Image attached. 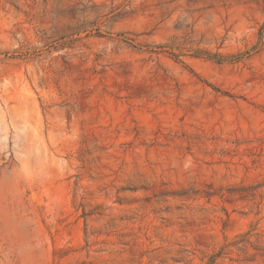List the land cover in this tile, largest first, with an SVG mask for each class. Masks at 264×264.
Listing matches in <instances>:
<instances>
[{
  "label": "rangeland",
  "instance_id": "obj_1",
  "mask_svg": "<svg viewBox=\"0 0 264 264\" xmlns=\"http://www.w3.org/2000/svg\"><path fill=\"white\" fill-rule=\"evenodd\" d=\"M0 264H264V0H0Z\"/></svg>",
  "mask_w": 264,
  "mask_h": 264
}]
</instances>
